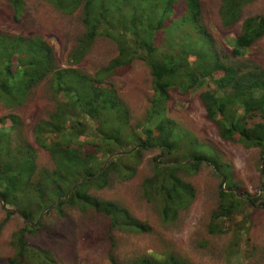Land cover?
Segmentation results:
<instances>
[{
  "label": "trees",
  "instance_id": "16d2710c",
  "mask_svg": "<svg viewBox=\"0 0 264 264\" xmlns=\"http://www.w3.org/2000/svg\"><path fill=\"white\" fill-rule=\"evenodd\" d=\"M28 1L8 0L17 22L25 16ZM39 1L78 16L84 33L68 55L67 67L61 68L47 35L0 32V105L17 111L37 91L42 95L48 90L55 103L49 116L35 125H25L18 114L0 117V200L9 215L19 213L26 223L14 237L15 255L4 263L28 264L46 255V250L39 252L29 244L27 234L40 230L44 211L66 204L101 212L119 229L148 231L135 227L126 210L102 203L90 192L106 188L114 178H131L143 154L155 149L165 159H154L143 192L161 204L163 219L173 222L195 199L196 189L180 171L195 174L208 164L223 179L210 232H232L225 250L229 261L249 257L254 250L247 245L244 252L240 245L249 242L254 222L250 211H264V68L253 61L264 41V16L244 19L239 35L216 36L215 28L205 23L200 0ZM255 1L222 0L223 26L237 25ZM99 38L114 42L118 54L99 71L88 73L81 64ZM137 62L149 70L153 95L145 117L135 122L112 78ZM174 91L199 94L223 140L260 150L262 182L256 195L237 189L231 168L216 151L169 116ZM188 142L185 159H178L176 154ZM43 153L53 169L39 166ZM148 255L135 264H181L171 253ZM110 261L120 264L113 256Z\"/></svg>",
  "mask_w": 264,
  "mask_h": 264
},
{
  "label": "rangeland",
  "instance_id": "374dc122",
  "mask_svg": "<svg viewBox=\"0 0 264 264\" xmlns=\"http://www.w3.org/2000/svg\"><path fill=\"white\" fill-rule=\"evenodd\" d=\"M200 1L205 23L215 28L216 36L217 33L239 35L244 19L264 16V0H257L245 8L237 25L225 28L220 14L222 0ZM0 32L47 35L53 39L58 66L64 68L84 28L78 16L62 14L54 5L39 0L28 1L25 16L17 22L8 0H0ZM256 50L259 53L254 55L253 61L264 68V41L259 43ZM117 54L114 42L99 38L83 60L81 68L88 73H95ZM112 81L131 108L135 122L144 118L153 95L152 78L147 67L137 62L123 74L113 77ZM171 95L169 116L188 130L196 141L216 151L222 164L231 168L237 189L256 195L262 182L260 150L247 149L223 140L217 125L207 118L199 94L174 91ZM54 106L50 90L42 92V95L37 91L31 102L20 110L14 111L0 105V117L18 114L25 125L31 126L46 119ZM29 132L26 128L25 133ZM187 146L189 142L180 149V154H176L178 159H185L183 154ZM162 155L157 149L146 151L131 178H114L106 188L90 192L94 199L102 203H114L126 210L135 227H145L148 231L119 229L113 227L109 216L101 212L82 211L78 206L66 204L49 213L44 211L40 217V230L33 235L27 234V240L33 248L39 252L44 249L48 254L28 264H111L112 256L120 264H135L149 259L150 252L159 256L171 253L181 264H264V211L261 208L250 211L253 212L254 222L249 242L244 241L240 245L244 252L247 245L254 250L249 257L240 260L233 258L230 262L225 250L232 241V232H210V221L218 206L223 179L208 164H202L195 174H187L186 169L180 171L183 180L196 189L195 199L187 209L178 213L173 222L167 223L163 219L161 204L148 200L143 192L145 179L153 175L154 159ZM162 159L165 157L162 156ZM38 164L41 168L53 169V163L45 153L39 158ZM8 210V206L0 200V264H5L15 255L14 237L26 226L19 213L9 215Z\"/></svg>",
  "mask_w": 264,
  "mask_h": 264
}]
</instances>
